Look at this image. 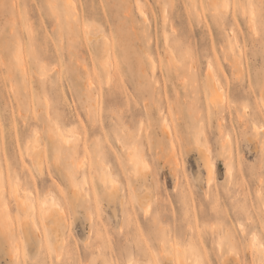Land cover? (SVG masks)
<instances>
[{"label": "rangeland", "instance_id": "obj_1", "mask_svg": "<svg viewBox=\"0 0 264 264\" xmlns=\"http://www.w3.org/2000/svg\"><path fill=\"white\" fill-rule=\"evenodd\" d=\"M71 1L0 0V264H264V0Z\"/></svg>", "mask_w": 264, "mask_h": 264}, {"label": "bare ground", "instance_id": "obj_2", "mask_svg": "<svg viewBox=\"0 0 264 264\" xmlns=\"http://www.w3.org/2000/svg\"><path fill=\"white\" fill-rule=\"evenodd\" d=\"M66 1V3L68 4V7H70V8H73V2L71 1V0H65ZM165 2H166V4L167 5H169L170 6V8H171V10H173V7L174 6H176V0H165ZM165 4V5H166ZM259 4V3H258ZM258 4H257V6H258ZM257 6H256V8L254 9V10H251L250 11V14H249V16H250V25L253 27V28H255V23H256V21H261L260 19H261V15H260V17L258 16L260 13H258L257 12V10L260 12V8H257ZM258 7H260V5L258 6ZM260 9V10H259ZM136 11H137V14L143 19V20H147V17H146V14H145V12H144V10L142 9V7L140 6V5H137L136 6ZM258 14H257V13ZM169 13H171V12H169ZM257 14V15H256ZM258 16V17H257ZM260 18V19H259ZM175 38H178L177 37V35L175 34L173 37H171V38H167V37H165L164 38V43L166 44V46H167V48H168V50H169V52H174V50L176 51V56H179L180 55V47H179V45L175 42L176 40H175ZM172 56V55H171ZM172 58H174V55L172 56ZM177 58V57H176ZM175 61V60H174ZM108 62V61H107ZM173 62V61H172ZM210 62V61H209ZM173 64V63H172ZM105 65H106V63H105V61H104V63L102 64V66H101V68L103 69V71L104 72H106L107 73V70L105 69L106 67H105ZM108 65V64H107ZM106 65V66H107ZM111 65H113V64H111ZM208 66V65H207ZM214 65L212 64V67H213ZM211 67V68H212ZM112 68H113V66H112ZM92 70V69H91ZM94 70V69H93ZM113 70V69H112ZM208 70H209V67H208ZM111 71V70H110ZM212 71V70H211ZM95 72V71H94ZM113 72V71H112ZM118 72V71H117ZM209 72V71H208ZM207 72V73H208ZM210 73V72H209ZM114 74H115V72H114ZM238 74V72L236 73V75ZM213 75H216V74H213ZM236 75H235V77H236ZM113 76V75H112ZM209 76H211L212 77V73H211V75H209ZM108 77V76H107ZM110 78V77H109ZM112 78V77H111ZM110 78V79H111ZM213 78V80H216V79H214V76L212 77ZM110 79H107V80H110ZM207 81V80H206ZM217 81V80H216ZM109 82H111V81H109ZM214 81H212V83H213ZM111 84V83H110ZM110 84H108V85H110ZM207 84H208V82H207ZM215 85H216V83L215 84H212V90L210 91V97H209V102L213 105V106H215V104H216V102H217V96H216V93H215ZM111 86V85H110ZM90 87V86H89ZM222 100V99H221ZM59 133V132H58ZM62 134V133H61ZM58 136V135H57ZM62 139H63V137H62ZM61 139V140H62ZM69 139H68V136L66 135V137L64 136V139H63V142L65 143V145L67 144H69ZM201 153H203V152H201ZM208 153V152H207ZM203 156H204V153L202 154ZM207 155V154H206ZM204 162H205V164L207 165V169H209V172H210V174H212V165L210 164L209 165V163H208V161H207V159H205L204 160ZM211 176V175H210ZM260 180V179H259ZM105 182V181H104ZM263 182V181H262ZM16 196H18V195H16V193H15V195H14V200H15V205H16V207H17V209H19V211H23L24 210V208H25V206H26V203H25V201L20 197V199H18V197L16 198ZM247 203V202H246ZM245 203V204H246ZM245 207V206H244ZM34 208V207H33ZM32 209V208H31ZM49 212H50V210L49 209H47L46 208V211H45V214L46 213H48L49 214ZM251 218V217H250ZM249 220V219H248ZM251 220V219H250ZM254 224V223H253ZM263 230V229H262ZM52 231H53V234H54V236L55 237H58V229H57V226H53V228H52ZM216 231V230H215ZM256 234V233H255ZM259 236V235H258ZM263 236V235H262ZM257 237V236H256ZM254 238V237H253ZM261 238V237H260ZM259 238V239H260ZM263 239H264V236L262 237ZM255 239V238H254ZM260 240H262V239H260ZM259 241V240H258ZM194 242V241H193ZM260 242V241H259ZM263 242H264V240H263ZM192 246H193V244H192ZM196 245H194V247H195ZM200 246V245H199ZM198 247V246H197ZM261 247V246H260ZM260 247L259 248H257L258 250L260 249ZM199 248V247H198ZM262 249V250H261ZM260 250H261V252H263V254H264V247L263 248H261ZM201 250V249H200ZM258 250H257V252H258ZM163 251V250H162ZM259 253V252H258ZM264 256V255H263ZM182 257V256H181ZM195 259V258H194ZM262 259V258H261ZM236 260V259H235ZM262 261V260H261ZM186 262V261H185ZM199 263H201V262H199ZM261 263V262H260ZM263 263V262H262ZM176 264H185L184 262H183V260H182V258H181V260H179L178 262H176ZM189 264V263H188Z\"/></svg>", "mask_w": 264, "mask_h": 264}]
</instances>
